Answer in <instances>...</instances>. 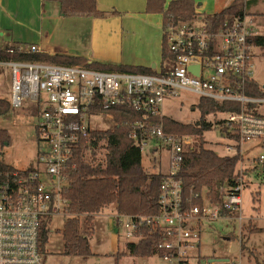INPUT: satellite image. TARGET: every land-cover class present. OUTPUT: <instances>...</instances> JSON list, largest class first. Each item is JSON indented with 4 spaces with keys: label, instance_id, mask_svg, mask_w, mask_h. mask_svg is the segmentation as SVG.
<instances>
[{
    "label": "built area",
    "instance_id": "2783aa9c",
    "mask_svg": "<svg viewBox=\"0 0 264 264\" xmlns=\"http://www.w3.org/2000/svg\"><path fill=\"white\" fill-rule=\"evenodd\" d=\"M195 20L172 22L163 30L173 65L166 69L160 65L152 74L27 59L39 53L36 44L13 42L0 47V68L9 67L11 73V106L26 105L38 119L35 165L0 170V264H45L43 221L66 212L65 191L77 165V151L95 130L90 125L91 116L110 115L116 125L113 109L127 107L138 114L125 126L141 156L145 152L154 155L159 142L167 148L168 171L161 184L160 211L115 213L128 242L140 240L149 229L160 234L157 254L170 263L188 264L190 251L200 243V230L192 222L241 209L242 169H238L236 186H221L220 201L211 200L206 192L194 194L203 200L201 205L184 197L179 174L185 153L195 146L197 136L166 132L161 107L182 90L198 94L200 100L237 104L239 110L210 113L216 121L214 126L224 128L223 133L235 141L226 145L227 154L240 153L244 142L264 141V96L249 93L258 48L250 41L257 33L255 22L244 14L210 30L203 22L195 25ZM1 53L8 54L9 59H3ZM192 66L198 68V75ZM151 141L157 143L151 145ZM259 160L263 162L264 156ZM209 204L217 206L212 209Z\"/></svg>",
    "mask_w": 264,
    "mask_h": 264
},
{
    "label": "trees",
    "instance_id": "16d2710c",
    "mask_svg": "<svg viewBox=\"0 0 264 264\" xmlns=\"http://www.w3.org/2000/svg\"><path fill=\"white\" fill-rule=\"evenodd\" d=\"M264 1V0H263ZM59 5L60 13L64 17L75 18H102L109 13L100 10L97 0H44ZM259 0H234L230 5L214 14H201L196 10L194 0H171L166 6L165 0H147L146 11L161 13L163 15V30L172 22L200 19L210 30L233 22L237 17L245 14L244 8L250 10ZM250 41L264 53V34L254 33ZM7 60L9 55L1 53ZM30 60H42L68 65L86 64L104 70H123L152 74L155 69L145 66L102 64L99 62L88 63L82 56L36 53L26 56ZM173 54L166 41H163L161 65L163 69L173 65ZM249 93L254 96H264V87L255 79L251 81ZM7 98H0V115L11 109ZM201 117L195 123H182L164 117L166 132L188 133L197 136L195 146L185 153L183 168L179 176L184 182V197L190 198L193 203L202 204L201 198H194L195 193L206 194L213 201H220L218 196V183H225L229 187L238 184V162L242 159L240 153L219 154L212 148L206 147L204 132L214 127L205 117L213 112L222 110H239L233 103H220L211 99L201 98L198 103ZM111 113L117 120L112 129L92 130L85 138L76 154V168L70 173L71 181L65 191L68 201V218L62 233L64 239V252L87 257L92 254L89 235L92 233L93 216L101 212L110 204H115L116 212L122 214H156L160 211L158 199L161 184L167 177L166 172H148L143 163L142 156L137 146L128 137L125 122L138 117V114L127 107L113 109ZM224 132V128L221 127ZM231 138L235 135L231 134ZM10 133L5 128H0V142L8 143ZM104 154L101 157V150ZM264 164V161H263ZM12 167L0 162V170ZM81 218L88 229V234L80 232ZM262 230L254 227L252 231ZM43 249L48 242L49 229L43 225L41 234ZM159 233H151L145 229L144 236L136 242H127L124 254L134 257H148L157 254ZM118 253L117 256H120ZM263 264V263H258Z\"/></svg>",
    "mask_w": 264,
    "mask_h": 264
},
{
    "label": "rangeland",
    "instance_id": "374dc122",
    "mask_svg": "<svg viewBox=\"0 0 264 264\" xmlns=\"http://www.w3.org/2000/svg\"><path fill=\"white\" fill-rule=\"evenodd\" d=\"M233 1L216 0L215 4L205 8V14L222 10ZM246 1L243 0L244 4ZM244 11L247 16L253 18L255 32L264 34V1L259 0L255 7L250 10L244 8ZM201 22L198 18L194 24L199 25ZM254 61L256 66L253 78L264 87V53L259 48H256ZM10 97V68L1 67L0 98L9 100ZM199 100L198 94L182 90L179 96L164 101L161 112L165 117L182 123H195L201 117ZM205 118L213 125L216 124L213 115L209 114ZM37 120L35 113L26 105L24 108L11 107L8 113L0 115V128H5L10 133L8 143L0 142V162L19 169H27L35 165L38 154L35 130ZM90 125L95 130L112 129L115 120L110 115L91 116ZM204 138L206 147L222 155L227 154V144H235V141L226 136L218 126L205 131ZM156 143L150 142L151 145ZM157 144L158 151L154 155L145 152L142 155V163L148 172H167L166 145L162 142ZM103 154L104 149L101 150L100 156L102 157ZM240 154L242 159L238 162V169L245 172L240 192L241 209L230 215L192 222L200 230V243L199 247L190 251L187 257L188 264H264V164L259 160L261 155L264 156V141L255 139L242 143ZM205 203L208 204L206 198ZM209 206L214 209L217 205L209 204ZM115 213V204H110L101 212L94 214L93 231L89 235L92 254L87 257L64 252L62 230L68 218L67 212L45 219L43 223L49 229V238L44 249L45 264H178L164 260L160 254L148 257L124 254L128 241L116 221ZM254 227L262 230L252 231ZM80 232L83 235L88 234L83 218H81ZM118 253H121L120 256H117ZM209 259L216 261L209 262ZM205 260L206 262H203Z\"/></svg>",
    "mask_w": 264,
    "mask_h": 264
},
{
    "label": "crops",
    "instance_id": "0c3cea01",
    "mask_svg": "<svg viewBox=\"0 0 264 264\" xmlns=\"http://www.w3.org/2000/svg\"><path fill=\"white\" fill-rule=\"evenodd\" d=\"M165 1L167 6L171 0ZM194 1L197 12L205 14V8L216 0ZM97 5L109 14L102 18L64 17L53 2L0 0V47L28 43L36 44L39 53L82 56L89 64L156 65L154 69L161 65V13L147 12V0H97Z\"/></svg>",
    "mask_w": 264,
    "mask_h": 264
},
{
    "label": "water",
    "instance_id": "95a60500",
    "mask_svg": "<svg viewBox=\"0 0 264 264\" xmlns=\"http://www.w3.org/2000/svg\"><path fill=\"white\" fill-rule=\"evenodd\" d=\"M155 66H156V65H153L152 67H155ZM191 70L194 71V72L198 75V68H197V67L192 66V67H191ZM223 184H224V183L221 182V183H218V185H217L218 196H220V188H221V186H222ZM208 261H209V262H213V261H216V259H209ZM226 261H228V260H226Z\"/></svg>",
    "mask_w": 264,
    "mask_h": 264
},
{
    "label": "flooded vegetation",
    "instance_id": "af4514ba",
    "mask_svg": "<svg viewBox=\"0 0 264 264\" xmlns=\"http://www.w3.org/2000/svg\"><path fill=\"white\" fill-rule=\"evenodd\" d=\"M206 261V260H205Z\"/></svg>",
    "mask_w": 264,
    "mask_h": 264
}]
</instances>
